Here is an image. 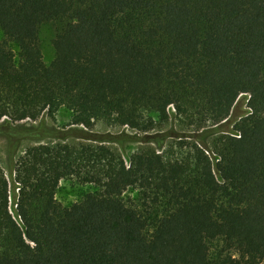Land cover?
Segmentation results:
<instances>
[{
	"label": "trees",
	"instance_id": "16d2710c",
	"mask_svg": "<svg viewBox=\"0 0 264 264\" xmlns=\"http://www.w3.org/2000/svg\"><path fill=\"white\" fill-rule=\"evenodd\" d=\"M0 32V121L65 109L72 125L147 134L172 107L200 131L249 97L232 133L127 164L101 144L26 149L11 188L0 168V264H264V0H0ZM66 179L96 192L62 207Z\"/></svg>",
	"mask_w": 264,
	"mask_h": 264
},
{
	"label": "rangeland",
	"instance_id": "374dc122",
	"mask_svg": "<svg viewBox=\"0 0 264 264\" xmlns=\"http://www.w3.org/2000/svg\"><path fill=\"white\" fill-rule=\"evenodd\" d=\"M54 37L55 31L52 24H44L40 27L39 42L43 62L46 66L50 65L55 58L52 46ZM13 50L17 52L16 47H13ZM247 101L246 95L241 96L227 120L200 131L182 125L180 119L175 117L172 107L169 108V119L165 125L147 134L130 130L127 127L112 128L103 123H96L91 129L72 125L71 112L65 109L59 110L54 118L44 115L36 121L25 120L16 123L2 120L0 121V168L5 173L11 188L10 172L14 162L23 155L26 149L34 146H57L72 143L101 144L118 151L126 164L128 158L143 147H149L160 154H169L171 147H175L179 141L202 144L207 143L214 136L232 133L234 124L249 113ZM94 192L96 189L92 185L81 184L74 179H66L59 183L55 199L60 206L68 208L81 201L85 195ZM139 196L138 191L130 189L124 193L123 199L138 208L141 203ZM12 203V200L9 199V211L13 216ZM152 228L153 224L149 223L147 233ZM209 246L212 257L223 249V245L219 241L212 242Z\"/></svg>",
	"mask_w": 264,
	"mask_h": 264
},
{
	"label": "built area",
	"instance_id": "2783aa9c",
	"mask_svg": "<svg viewBox=\"0 0 264 264\" xmlns=\"http://www.w3.org/2000/svg\"><path fill=\"white\" fill-rule=\"evenodd\" d=\"M247 97H248V96H247ZM248 98H249V97H248ZM235 137H237V138H238L239 136L235 135Z\"/></svg>",
	"mask_w": 264,
	"mask_h": 264
}]
</instances>
